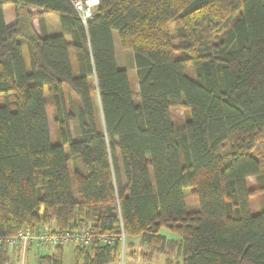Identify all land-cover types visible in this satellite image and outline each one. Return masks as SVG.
<instances>
[{
  "label": "trees",
  "instance_id": "16d2710c",
  "mask_svg": "<svg viewBox=\"0 0 264 264\" xmlns=\"http://www.w3.org/2000/svg\"><path fill=\"white\" fill-rule=\"evenodd\" d=\"M6 4L15 7L12 25ZM53 12L63 15L73 43L67 33L44 31V14ZM116 37L134 53L139 102L118 64ZM175 105L185 112L183 124L173 122ZM259 145L264 0H100L87 25L70 0H0V238L52 222L59 232L86 226L115 237L75 243L73 264H118L123 245L124 256L150 261L153 253H177L182 264H264V207L254 212L251 205L264 192ZM187 187L198 198L196 212L186 208ZM64 247L39 262L63 264ZM10 249L2 243L0 264H14Z\"/></svg>",
  "mask_w": 264,
  "mask_h": 264
},
{
  "label": "rangeland",
  "instance_id": "374dc122",
  "mask_svg": "<svg viewBox=\"0 0 264 264\" xmlns=\"http://www.w3.org/2000/svg\"><path fill=\"white\" fill-rule=\"evenodd\" d=\"M170 28H171V32L173 35L176 34V24L173 22L170 24ZM117 36V35H116ZM116 41L117 37H116ZM118 46L120 47L119 43ZM126 54L122 53L120 54L119 60L122 63L123 66H127L128 70H129V74L131 76V88L132 91L134 93V100L135 102H139V84H138V80H137V70H136V63H135V58H134V53L131 50H125ZM123 52V51H122ZM27 49L26 47H24V54L27 55ZM176 55H180L179 52H176ZM126 64V65H125ZM192 75H194L193 71L191 73ZM13 103V102H12ZM47 113H48V117H49V124H50V132L52 135V139L53 142L56 143L58 142L59 139V135H58V130L57 127L54 124V117H53V112L52 109L50 107H48L47 109ZM187 115V114H186ZM172 118H173V122L177 125L183 124L187 119L185 117V112L182 109V107L180 105H175L172 108ZM100 130H102V126L99 127ZM71 130H72V135L74 138H76V132H75V126L74 124H71ZM258 154H260V157L264 158V146L263 145H259L258 148ZM264 162V160H263ZM73 162L70 161L69 163V171H70V175L72 178V187H73V191L74 193H76V187H75V176H74V166H73ZM264 170V169H263ZM248 188L250 190L254 191L257 190L258 186H257V180L255 177H250L248 179ZM193 188L192 187H187L184 190V197H185V203H186V208L189 212H196L199 210V202H198V198L193 195L192 193ZM251 205H252V209L254 212L260 211L263 207H264V192H255L252 196H251ZM162 234H164L166 237L168 238H177V235H174L171 233V231H169L168 229L164 228L162 229ZM134 239V241L139 242L140 241V237H132ZM64 262L63 264H73V254H74V248H75V243L74 242H69L66 245H64ZM26 246H15V247H11V249L19 251L20 249H23ZM28 247H34L30 253H28L26 255L25 260L21 259V257H19L16 253H12V259H13V263L14 264H42V263H38L37 259L40 256H44L46 254H50L54 248H45V247H40L37 244H34L32 246H28ZM57 249V248H55ZM137 253L139 252V245L137 244L136 247ZM146 251H148L145 248ZM51 251V252H49ZM125 249H124V245H123V250H122V256H121V260L118 264H166V259L169 258L168 260V264H182V261H179L181 259L178 258L177 253H169L167 254H162V253H153L152 257L153 259L150 261L146 258H144L142 255L139 254H135V255H129V252L127 251L126 256H124L125 254Z\"/></svg>",
  "mask_w": 264,
  "mask_h": 264
},
{
  "label": "built area",
  "instance_id": "2783aa9c",
  "mask_svg": "<svg viewBox=\"0 0 264 264\" xmlns=\"http://www.w3.org/2000/svg\"><path fill=\"white\" fill-rule=\"evenodd\" d=\"M70 1L84 25H87L95 18L100 0ZM94 237H97L106 244H111L115 240L114 236L96 235L86 226H80L75 230H69L67 232H59L52 222H48L40 227L25 226L14 236L0 238V246L2 243H7L10 248L37 244L40 247L55 249L69 242H74L79 245L88 244Z\"/></svg>",
  "mask_w": 264,
  "mask_h": 264
},
{
  "label": "crops",
  "instance_id": "0c3cea01",
  "mask_svg": "<svg viewBox=\"0 0 264 264\" xmlns=\"http://www.w3.org/2000/svg\"><path fill=\"white\" fill-rule=\"evenodd\" d=\"M29 10L32 11V12H35L36 8L35 7H29ZM62 18H63V15L61 13H57V12L44 14V20H45V22H44V31L48 35L59 34V33H67L65 31V27H64ZM4 19H5V23L7 25H12L13 23H15V21H16L15 7L12 4H6L4 6ZM32 24H33V27L35 28V30L39 34H42V28H41L40 20H39L38 16H34L32 18ZM67 40H68V42L73 43V37H72V35L70 33H67ZM27 52H28V49H27ZM70 52H71V65H72V68H73V72H74L75 76H78L79 73H80V68H79V64L77 62V54L75 53V51H73V49ZM122 53L126 54V51H125V49L120 48L118 46V42L116 41V55H117L118 64H119L120 68H124V69H126L128 71L129 80H130V84H131V76L129 74L128 67L127 66H123L122 63L119 60L120 54H122ZM24 56H25V59H26L27 63L30 65L29 52L27 53V55L24 54ZM89 80H90V84L94 87V89L92 91V98H93L94 110H95V113H96V123H97L98 127H100V126L103 127L104 122H103V115H102V107H101L99 92H98V89H97L96 79H95V77H91ZM257 212H259V211H257ZM162 229H164V228H162ZM162 229H161V233H162ZM172 234L176 235L175 233H172ZM168 239H171V238H168ZM172 239L178 240V239H180V237L177 235V238L175 237V238H172ZM32 245H34V244H32ZM32 245H29V246H32ZM32 248H34V247L26 246L23 249H20V252L16 251V250H13V249H10V256L13 257L12 253L14 252L19 257H21V259L25 260L26 255L28 253H30L32 250H34ZM49 252H51V251H49ZM54 253H55V249L50 254H46V255H52ZM37 261H38V263H40L39 262V257H38Z\"/></svg>",
  "mask_w": 264,
  "mask_h": 264
}]
</instances>
